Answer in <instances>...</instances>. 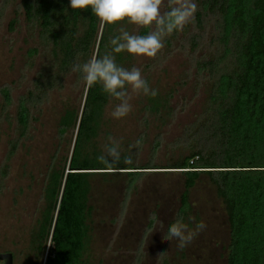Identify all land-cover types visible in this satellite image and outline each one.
<instances>
[{"label": "rangeland", "instance_id": "obj_1", "mask_svg": "<svg viewBox=\"0 0 264 264\" xmlns=\"http://www.w3.org/2000/svg\"><path fill=\"white\" fill-rule=\"evenodd\" d=\"M168 6L169 0H162L160 11L166 12ZM124 26L135 35L140 27ZM154 28L150 26V31ZM186 38L179 34L171 45L163 41L155 57L133 54L130 61L129 66L140 68L150 87L158 90L154 98L166 100L159 111L145 109L153 97L130 92L132 110L114 119L111 111L118 101L110 98L107 103L92 145L103 154L111 136L120 142L122 156L129 157V162L150 167L135 169L139 172L133 176L128 172L91 176L87 264L227 263L230 228L215 186L205 174L187 186V176L170 167L190 153L185 131L202 113L210 83L197 64L205 47L193 51ZM35 45L20 0H0V252H12L13 264L44 262L46 252L42 256L37 251L35 235L47 207L48 174L69 157L75 136L72 129L60 133L58 125L67 108L82 107L85 90L83 82L70 74L62 88L31 107L27 121L20 122V96L30 87L42 61L31 53ZM7 89L9 100L5 98ZM137 140L138 148L130 151ZM153 216L163 226L148 236ZM177 217L190 228L200 221L205 225L183 250L176 247L175 240L163 237L167 225Z\"/></svg>", "mask_w": 264, "mask_h": 264}, {"label": "trees", "instance_id": "obj_2", "mask_svg": "<svg viewBox=\"0 0 264 264\" xmlns=\"http://www.w3.org/2000/svg\"><path fill=\"white\" fill-rule=\"evenodd\" d=\"M196 5L191 23L164 38L171 45L183 34L191 50L204 46L197 64L204 79L210 78L203 111L185 131L190 153L170 167L187 176V186L200 174L215 186L230 228L226 264H264V0H196ZM20 7L37 41L31 53L42 58L19 99V121L25 123L32 108L62 88L66 76L82 81L70 71L73 62L110 52L111 38L129 29L125 21L102 23L90 8L72 9L68 0H20ZM148 32L149 26H140L137 35ZM132 57L122 52L116 60L129 68ZM110 98L99 86L85 87L82 107L67 108L60 118V133L72 129L75 136L69 157L48 174L47 207L35 235L37 251L46 252L43 264H87L91 176H133L135 169L150 167L136 166L125 155L118 167L97 159L102 153L92 142ZM148 101L145 109L157 112L166 100Z\"/></svg>", "mask_w": 264, "mask_h": 264}, {"label": "clouds", "instance_id": "obj_3", "mask_svg": "<svg viewBox=\"0 0 264 264\" xmlns=\"http://www.w3.org/2000/svg\"><path fill=\"white\" fill-rule=\"evenodd\" d=\"M68 3L72 9L90 8L102 23L109 25L120 21L140 26L155 25L154 30L145 35L130 34L121 30L119 35L113 36L109 41L110 52L97 54L86 62H73L71 65L70 71L79 75L85 87L99 86L102 93L118 101L111 111L114 119H121L132 110L130 92L153 98L158 94V90L150 87L142 76L140 68H125L117 63L116 55L126 52L155 57L164 46V38L173 32L181 31L194 18L197 10L195 0H169L168 10L163 13L160 11L162 0H68ZM139 144L140 141L137 140L130 146V151L137 149ZM97 159L107 166L118 167L122 162L120 142L109 136L103 154ZM151 219L153 225L148 236L154 228L163 226V221L155 216ZM204 227V223L200 221L190 228L183 218L177 217L167 225L163 237L170 242L175 240L176 247L183 250Z\"/></svg>", "mask_w": 264, "mask_h": 264}, {"label": "water", "instance_id": "obj_4", "mask_svg": "<svg viewBox=\"0 0 264 264\" xmlns=\"http://www.w3.org/2000/svg\"><path fill=\"white\" fill-rule=\"evenodd\" d=\"M0 262L1 264H13L12 252H0Z\"/></svg>", "mask_w": 264, "mask_h": 264}]
</instances>
